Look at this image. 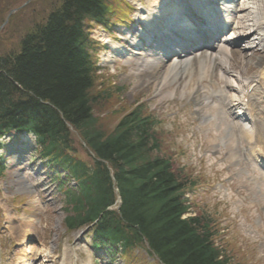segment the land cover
Returning a JSON list of instances; mask_svg holds the SVG:
<instances>
[{
    "label": "trees",
    "instance_id": "trees-1",
    "mask_svg": "<svg viewBox=\"0 0 264 264\" xmlns=\"http://www.w3.org/2000/svg\"><path fill=\"white\" fill-rule=\"evenodd\" d=\"M109 9V0H61L17 53L0 57V132L25 123L78 182L67 196L70 228L96 222L97 236L122 250L146 243L162 264H230L207 216L183 218L195 183L165 150L157 120L139 105L107 129L97 113L112 92L97 91L87 23H107ZM69 125L91 152L88 165L66 153L74 150ZM118 196L121 208L111 210Z\"/></svg>",
    "mask_w": 264,
    "mask_h": 264
},
{
    "label": "rangeland",
    "instance_id": "rangeland-1",
    "mask_svg": "<svg viewBox=\"0 0 264 264\" xmlns=\"http://www.w3.org/2000/svg\"><path fill=\"white\" fill-rule=\"evenodd\" d=\"M59 2L0 0V57L17 53L24 35L36 24L44 23L48 12L59 7ZM20 7L21 10L10 15L12 10ZM123 9L121 6L118 11L123 14ZM6 20L8 22L3 26ZM233 47L228 46L229 50ZM245 47L246 43L236 46L243 52L227 65L231 71L228 79L234 85H237V80L253 75L264 63L257 56L261 52L246 50ZM185 66L180 69V72L187 70L183 79L180 75L179 78L174 77L171 85L163 87L159 93L158 83L161 81L156 76L145 77L143 73L134 74L129 66L113 65L110 69L116 73L113 77L109 72H102L99 78L97 91L110 89L112 95L107 97V101L101 100L103 105L97 113L107 129H113L120 118L139 105L143 106L146 114L157 116L160 123L158 135L165 150L174 154L176 166L185 168V165L189 175L197 176L200 184L205 183L192 196L197 205L192 207L189 215L202 216L201 212H207L218 218L217 224L212 225L217 231L215 245L224 248L234 264H264V199L258 196L256 183L245 181L247 173L237 156L239 149L236 144L239 142L233 143V129L221 110H211L217 104L208 103L206 80H200L193 86L198 73L193 72L191 79L188 77L193 69L197 70L196 62L193 60ZM154 68L152 66L150 72ZM197 71L200 74V70ZM213 71L216 78L225 80L223 71L220 74L215 67ZM173 72L174 66H167L161 75L165 73L163 75L171 77L175 75ZM221 86L224 87L222 83ZM262 90L264 86L260 92ZM72 136L76 151H85L84 141L78 132L73 131ZM19 167L8 173L10 180L3 181L0 261L3 260L4 264H23L25 260L27 264H61L65 260L71 264H92L94 255L89 249V238L81 237L80 231L64 234L67 213L64 206L56 202L58 197L53 199L55 195H50L51 189L49 195L36 196L35 190L19 177ZM45 179L47 175L41 177L42 182ZM16 196H21L19 205L15 203ZM254 196L261 201L253 202ZM226 212L229 215L227 220L222 214ZM217 226L221 229L220 237ZM32 238L35 239L29 242ZM153 261L147 259L146 262ZM154 264L159 262L155 260Z\"/></svg>",
    "mask_w": 264,
    "mask_h": 264
},
{
    "label": "bare ground",
    "instance_id": "bare-ground-1",
    "mask_svg": "<svg viewBox=\"0 0 264 264\" xmlns=\"http://www.w3.org/2000/svg\"><path fill=\"white\" fill-rule=\"evenodd\" d=\"M180 1L187 2L186 0H180ZM218 2L222 3V0L221 1L220 0H190L188 4L192 6L199 4L198 9L204 14V17H206L209 20V22L212 24L213 29L217 30L220 25L218 19L216 18L218 14V8L214 6L213 4L218 5ZM241 2L243 6L242 5L240 6V3L235 5L231 13V14L235 13L237 15L235 16L234 21H233L234 23L233 30H234L235 35L231 36L230 43L233 45V44L242 43L243 41H245L247 43L246 49L252 50V49H255L257 45L260 46V43H261L260 39L263 37V33L261 32L260 29L262 25L264 24V0H242ZM170 4H171L170 0H154L150 2V4H148L147 8H144L143 10H139L137 16H139L142 20L146 21L150 19L151 21L154 22V23L149 24L151 33L157 27L165 26L166 23L163 24V22L166 21V22H169L168 26L171 25L172 27L171 29L166 30L167 33L170 34L173 31H175V29H178L177 27H180L182 30H184L182 33V37H183L188 31H190L186 29L187 26L190 25V21L186 19L185 17H182L178 21V17L175 18V15H174L175 13L173 12V9H172L173 5L170 6ZM163 5H168V6H163ZM211 5L214 8L211 7ZM230 6H232V2H231V5L228 4V7ZM178 11L179 10H177V12ZM210 13L216 15V17L211 16ZM159 17H162L163 21L161 22L157 21ZM199 17L200 15L195 13V18H199ZM204 27L205 25L201 24L197 28L199 30H203ZM167 33L158 32L156 34L155 32V34L152 33L153 34L152 36H154L156 40L159 39V40L165 41L164 35H167ZM178 37H180V35ZM169 40L172 42L171 38H169ZM117 48L119 47L114 46V49L117 50ZM219 52H220L218 56L219 63H220L219 69H223L224 73L227 74L229 71L226 69L224 65H230L231 62H234L235 58L238 57L240 53L243 52V50L241 48L233 49L230 53V52H227L226 49L223 50L222 48H220ZM117 53L118 52H115L111 57L117 56ZM199 59L201 60H197L196 62H197V70H200V74H199V71H197L196 69H193L189 73V76H188L189 79H191L193 72L198 73L197 80L193 82V86L196 84V82L198 83L200 80H206V84H209L213 80L212 75L214 72L213 71L214 68L212 65L214 61L212 59V56H210V58L203 56V57H200ZM183 64L184 63L181 61L177 65L184 66ZM164 67H165L164 64H159L155 66L152 72H148L147 70H150L151 68L150 65L145 64V62L142 61V63L139 66H136V69H133L132 71L134 74H137L135 72H138L139 74L143 73L145 77L156 76L158 81H161V84L158 83L159 93H161L163 87L165 86L169 87L171 85V80L174 79V77L179 78V75H180L182 76L180 79H183V75L187 72V70H183L182 72H180L181 67H175L174 68L175 75H172L171 77L169 75H163L165 73L161 75V73L165 71ZM204 72H205L204 77H201V75ZM238 81L239 80H237L236 82ZM61 264H71V263L70 261L63 260Z\"/></svg>",
    "mask_w": 264,
    "mask_h": 264
}]
</instances>
